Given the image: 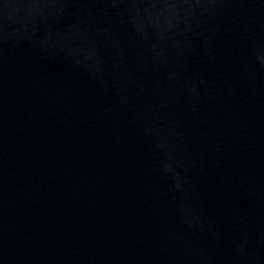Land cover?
I'll return each instance as SVG.
<instances>
[{"label": "water", "instance_id": "95a60500", "mask_svg": "<svg viewBox=\"0 0 264 264\" xmlns=\"http://www.w3.org/2000/svg\"><path fill=\"white\" fill-rule=\"evenodd\" d=\"M0 264H264V0H0Z\"/></svg>", "mask_w": 264, "mask_h": 264}]
</instances>
